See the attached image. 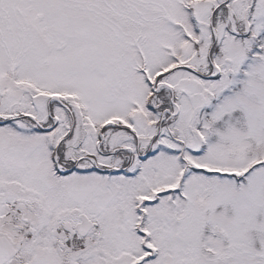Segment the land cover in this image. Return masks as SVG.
Listing matches in <instances>:
<instances>
[{
  "label": "snow or ice",
  "instance_id": "obj_1",
  "mask_svg": "<svg viewBox=\"0 0 264 264\" xmlns=\"http://www.w3.org/2000/svg\"><path fill=\"white\" fill-rule=\"evenodd\" d=\"M0 264H264V0H0Z\"/></svg>",
  "mask_w": 264,
  "mask_h": 264
}]
</instances>
